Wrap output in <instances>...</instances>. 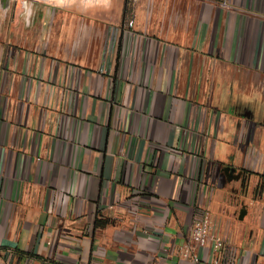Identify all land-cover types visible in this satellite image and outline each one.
Segmentation results:
<instances>
[{
    "label": "crops",
    "instance_id": "crops-1",
    "mask_svg": "<svg viewBox=\"0 0 264 264\" xmlns=\"http://www.w3.org/2000/svg\"><path fill=\"white\" fill-rule=\"evenodd\" d=\"M205 212L264 264V0H0V264H191Z\"/></svg>",
    "mask_w": 264,
    "mask_h": 264
},
{
    "label": "built area",
    "instance_id": "built-area-1",
    "mask_svg": "<svg viewBox=\"0 0 264 264\" xmlns=\"http://www.w3.org/2000/svg\"><path fill=\"white\" fill-rule=\"evenodd\" d=\"M133 25V22L130 23ZM213 233V225L210 214L205 212L200 219H197L192 229V246L185 250V255L191 264H199L203 260V251L208 250L210 241L214 242V247L210 252L220 257L216 260L217 264H236V252L226 248L227 241Z\"/></svg>",
    "mask_w": 264,
    "mask_h": 264
}]
</instances>
